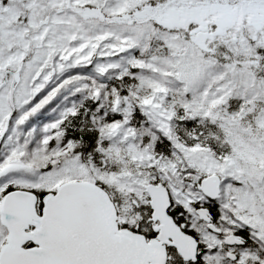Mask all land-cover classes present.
Listing matches in <instances>:
<instances>
[{
  "label": "snow or ice",
  "instance_id": "obj_1",
  "mask_svg": "<svg viewBox=\"0 0 264 264\" xmlns=\"http://www.w3.org/2000/svg\"><path fill=\"white\" fill-rule=\"evenodd\" d=\"M0 264H264V0H0Z\"/></svg>",
  "mask_w": 264,
  "mask_h": 264
}]
</instances>
